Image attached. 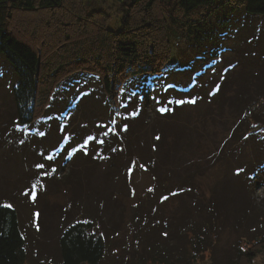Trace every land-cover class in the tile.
Listing matches in <instances>:
<instances>
[{"label": "rangeland", "instance_id": "obj_1", "mask_svg": "<svg viewBox=\"0 0 264 264\" xmlns=\"http://www.w3.org/2000/svg\"><path fill=\"white\" fill-rule=\"evenodd\" d=\"M119 4L105 1V11L111 16L108 27L119 26ZM54 18L37 12L33 17L36 21L28 20L22 37L54 53L65 41L63 28ZM234 18L237 26L220 29L213 42L199 48L180 43L175 55L176 68L180 69L177 73L130 79L117 105L121 110L120 103L125 105L119 111L126 119H134L128 121L129 129L113 122L117 115L112 118L96 76V64L91 62L80 63L81 69L76 70L79 65L65 61L64 68L71 72L51 88L52 99L41 119L28 127L11 122V75L0 58V203L13 205L19 213L27 239L25 264H60L57 234L61 225L78 217L91 219L105 237L100 264L138 262L141 255L146 256L145 246L150 243L167 245L164 255L161 246L156 252L161 262L163 257L177 261L178 250L183 254L179 264H204L208 260L223 264L241 250L246 255L240 264H264V122L258 124L260 127L253 125L257 130L245 134L240 143V132L231 139L229 130L223 135L217 121L215 125L208 122L206 147L214 139H231L222 158L216 150V162L214 154L200 161L206 170L203 177L194 174L200 181L196 194L207 206L209 200H218L215 210H207L203 201L186 203L178 195L184 186L171 182L161 188L150 175V169L158 164L163 177L165 169L169 171L176 162V174L195 172L185 163L198 164L200 155L178 151L179 144L168 154L165 138L182 128L206 129L201 120L212 114L211 106L218 96L215 92L249 68L248 64H242L243 68L236 65L237 56L242 58V50L249 43L252 48L254 43L263 46L264 51V19L254 20L260 30L257 40L249 42L254 25L246 22L242 27L243 18ZM14 21L20 23L18 18ZM95 26L97 41L101 29ZM67 30L76 39L84 38L79 30ZM84 67L95 71L91 75L78 73ZM109 113L110 120L106 117ZM214 130L220 132L212 137ZM174 138L169 139L172 145ZM215 182L223 188L211 190ZM168 201L172 203L168 205ZM195 235L200 243L193 248L189 239L194 236L197 240ZM147 259L142 264H155Z\"/></svg>", "mask_w": 264, "mask_h": 264}, {"label": "trees", "instance_id": "obj_2", "mask_svg": "<svg viewBox=\"0 0 264 264\" xmlns=\"http://www.w3.org/2000/svg\"><path fill=\"white\" fill-rule=\"evenodd\" d=\"M105 1L107 0H99L103 4L101 5L98 4V0H0V58L8 66L11 75L9 88L11 122L14 120L23 127L37 123L48 108V100L52 99L51 88L71 72H68L69 68L67 70L64 68L67 67L66 63L79 65L80 68H75L77 70L81 69L80 63L91 62L96 64V71L84 67V70H79L78 73L91 75L92 71L96 72L103 97L111 107L113 116L111 117L117 115L113 122L116 124L120 122L128 128V121L134 119L132 117L126 119L127 116L119 111L121 109L117 105L120 92L129 84L131 78H140L143 75L168 76L177 73L180 69L176 68L175 55L180 43L183 42L190 48H199L202 44L213 42L220 29H226L230 25L237 26L234 17L243 18L242 27L246 22H249L250 26L254 25L253 30H250L249 42L252 38L256 41L260 25L259 28L256 27L254 20L264 19V0H114L120 3V19L119 26L112 28L113 26L107 25L111 16L105 11ZM40 11H44L49 19L55 17L57 25L63 28L65 41L54 53L43 51L35 42L34 44L22 37L28 20L36 21L33 17ZM114 14L118 15L116 12ZM17 18L19 24L14 21ZM96 24L101 29L97 41L96 32L94 33ZM67 28L79 30V34L81 36L84 34V38L82 36L80 40L76 39ZM249 45L247 49L242 50V58L237 56L239 60L236 61V65L239 64L241 68L246 64L249 68H245L243 75L239 74V78L230 79L225 87H219L216 92L214 90L218 96L215 103L210 105L214 108L213 112L201 120V126L206 129L201 130L194 126L190 130L187 129L188 132L183 128L178 133L173 130L170 136L167 135L169 139L175 137L173 145L167 137L165 138L168 154L179 144L176 146L178 151L184 153L188 151L185 154H191L190 156L200 155L198 164L185 163H189L186 165L187 169L194 167L195 172L190 174L189 170L183 175L176 174L173 168L178 162L174 163L169 171L165 169L163 177L160 175L162 172L158 164L150 169V175L159 182V187L170 185L171 182L179 183V187L184 186L185 188L178 190L181 193L178 195L186 203L203 201L196 194L200 181L194 175L198 173L203 177L206 173L200 161L204 158L207 160L210 154H214L213 159L216 162L218 158L215 157L216 150L220 152L219 156L222 158V151L227 142L235 139L238 132L240 136L237 142H244L245 134L257 130L252 129L253 125L260 127L258 124L264 122V51L263 46L257 43H254L253 48L251 43ZM101 59L104 61L103 65ZM120 105L122 110L125 109V105L121 103ZM110 115L111 113L105 116L110 120ZM96 117L94 115L93 119L97 123ZM209 121L214 125L217 121L223 135L229 130L230 134L227 136L231 139L229 141L228 137L221 141L214 139L211 146L206 147L203 143L208 137L205 134H208ZM217 132L218 130H214L212 137ZM194 144L196 146L192 150ZM217 186L218 183L215 182L211 190L223 188L222 184L221 188ZM185 189L187 191H184ZM145 195L142 197L143 200L147 199ZM170 197L173 199V195ZM209 201L210 206L203 201L207 210L210 208L215 210L214 208L219 206L218 200ZM169 203L172 202L168 201L167 204ZM196 237L197 240L194 236L189 239L193 248L200 243V237ZM26 243L17 209L11 204L0 203V264H25L28 258ZM160 246L159 243L145 246L146 256L141 255L143 258L132 264H142L147 258L155 261V264L183 262L181 259L183 254L178 250L177 261H174L175 258L163 257L161 262L159 253L158 255L156 253ZM166 247L167 245L160 247L162 255L168 251ZM56 248L60 264H100L105 255L106 241L104 235L97 232L91 219L78 217L61 225ZM245 255L243 251L238 250L234 257L226 259L223 264H240ZM204 264L222 263L208 260Z\"/></svg>", "mask_w": 264, "mask_h": 264}, {"label": "snow or ice", "instance_id": "obj_3", "mask_svg": "<svg viewBox=\"0 0 264 264\" xmlns=\"http://www.w3.org/2000/svg\"><path fill=\"white\" fill-rule=\"evenodd\" d=\"M38 167H42V165H39ZM7 207H10V205H6Z\"/></svg>", "mask_w": 264, "mask_h": 264}, {"label": "bare ground", "instance_id": "obj_4", "mask_svg": "<svg viewBox=\"0 0 264 264\" xmlns=\"http://www.w3.org/2000/svg\"><path fill=\"white\" fill-rule=\"evenodd\" d=\"M125 125V124H124Z\"/></svg>", "mask_w": 264, "mask_h": 264}]
</instances>
